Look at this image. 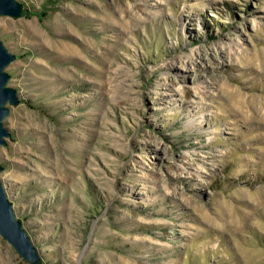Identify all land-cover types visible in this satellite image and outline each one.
Wrapping results in <instances>:
<instances>
[{
  "label": "rangeland",
  "instance_id": "374dc122",
  "mask_svg": "<svg viewBox=\"0 0 264 264\" xmlns=\"http://www.w3.org/2000/svg\"><path fill=\"white\" fill-rule=\"evenodd\" d=\"M18 1L0 178L41 264H264V0Z\"/></svg>",
  "mask_w": 264,
  "mask_h": 264
},
{
  "label": "water",
  "instance_id": "95a60500",
  "mask_svg": "<svg viewBox=\"0 0 264 264\" xmlns=\"http://www.w3.org/2000/svg\"><path fill=\"white\" fill-rule=\"evenodd\" d=\"M24 5L18 0H0V17L21 18ZM17 60L10 53L0 37V147L6 145L10 137L4 121L10 116L9 104L18 106L20 99L16 89L8 86L11 79L6 69ZM0 165V175L3 172ZM0 237L28 264H41V255L29 237L22 222L18 220L14 206L10 201L6 188L0 178Z\"/></svg>",
  "mask_w": 264,
  "mask_h": 264
},
{
  "label": "trees",
  "instance_id": "16d2710c",
  "mask_svg": "<svg viewBox=\"0 0 264 264\" xmlns=\"http://www.w3.org/2000/svg\"><path fill=\"white\" fill-rule=\"evenodd\" d=\"M26 12L28 13V11L26 10ZM23 14H25V11L23 12Z\"/></svg>",
  "mask_w": 264,
  "mask_h": 264
}]
</instances>
